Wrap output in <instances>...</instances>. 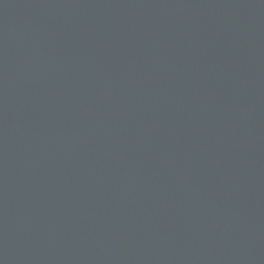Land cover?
Segmentation results:
<instances>
[{"label":"water","instance_id":"1","mask_svg":"<svg viewBox=\"0 0 264 264\" xmlns=\"http://www.w3.org/2000/svg\"><path fill=\"white\" fill-rule=\"evenodd\" d=\"M0 264H264V0H0Z\"/></svg>","mask_w":264,"mask_h":264}]
</instances>
